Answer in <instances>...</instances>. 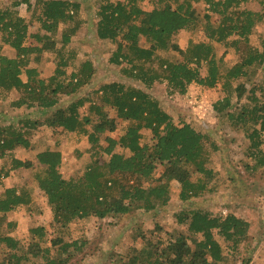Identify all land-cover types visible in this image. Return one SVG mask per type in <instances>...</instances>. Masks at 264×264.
I'll return each mask as SVG.
<instances>
[{
    "label": "trees",
    "instance_id": "1",
    "mask_svg": "<svg viewBox=\"0 0 264 264\" xmlns=\"http://www.w3.org/2000/svg\"><path fill=\"white\" fill-rule=\"evenodd\" d=\"M24 1L32 9L28 22L14 9L21 2L0 8V94L15 91L19 96L12 100L11 107L44 111L47 116L40 125L83 135L93 151L84 172L68 178L60 171L63 157L59 150L46 147L35 153L39 167L35 179L52 212V221L48 227L29 229L32 242L24 250L13 236H0V243L7 249L0 264H65L83 250V229L89 220H114L132 210L149 212L167 206L172 181L178 183L176 195L184 203L209 192L215 175L210 152L218 146L190 124L175 123L149 92L119 82L101 85L98 102L85 97L59 107L63 97L74 96L94 75L92 63L83 60L76 64L75 50L67 48L81 24L76 20L80 3L36 0L31 6ZM143 2L97 0L96 37L116 45L109 62L125 64L124 72L146 89L164 84L168 94H185L193 83L207 88L221 84L224 96L213 104L216 115L232 129L243 132L249 156L259 166L264 165V36L259 39V47L250 44L255 26L264 21V0H149L153 5L150 10H144ZM198 2L206 6L202 20L196 15L194 4ZM251 2H257L260 9L247 8ZM198 22L206 41L190 42L182 60L160 55L181 52L174 36L196 29ZM34 23L38 28L31 32ZM141 38L146 45L139 43ZM213 43L232 49L238 55L237 63L225 65ZM2 45L11 50L10 55L1 53ZM44 53L54 56L55 65L48 78H42L30 65L31 61L40 62ZM85 101L91 104L89 113L82 116L80 108ZM107 108L115 112L114 117ZM117 119L122 123L118 138L107 136L118 128ZM36 126L28 119L0 125V159L17 147H31L27 133ZM143 132L150 137L145 139ZM33 165L30 160L11 158V169ZM159 166L163 169L155 178ZM8 174L6 171L3 176ZM113 188L116 195L110 193ZM30 203V191L5 187L0 194V217ZM74 221L79 226L72 231ZM177 222L187 226L188 235L170 233L160 246L145 238L142 245L129 247L127 259L121 257L120 261L220 264L224 255L215 234L234 250L247 238L250 228L248 221L233 213L215 216L202 209H183L177 213Z\"/></svg>",
    "mask_w": 264,
    "mask_h": 264
},
{
    "label": "rangeland",
    "instance_id": "2",
    "mask_svg": "<svg viewBox=\"0 0 264 264\" xmlns=\"http://www.w3.org/2000/svg\"><path fill=\"white\" fill-rule=\"evenodd\" d=\"M16 1L21 2V5L14 8L19 15L27 22L32 20V9L27 7L24 0H0V8L12 7ZM27 1L31 6L36 2V0ZM72 1L80 3L76 20H80L81 24L67 48L75 50L76 64L83 60H89L93 65L94 75L90 82L74 96L63 97L59 107H66L72 100L77 101L85 97H89L93 102H98L101 96V85L110 82L123 83L149 92L160 101L161 106L173 117L175 123L190 124L197 131L206 134L208 139L215 142L218 147L217 150L210 152L215 175L209 184L211 189L209 192L203 194L202 197L184 203L176 195L179 188L178 183L172 181L171 200L167 206L158 207L149 212L132 210L114 220L91 219L83 229L82 236L86 240L83 250L77 252L68 261L66 260L65 264H123L120 260L121 257L127 259L128 248L142 245L145 243V238L149 239L154 246H160V241L165 240L164 238L168 239L170 233L179 232L188 235L187 226L177 222V213L188 208L206 210L215 216L233 213L249 222L247 238L234 250L215 234L224 255V261L220 264H264V165L259 166L256 160L249 156L248 141L243 132L232 129L227 121L225 122L223 118L216 115L213 104L224 96L221 84L214 88H207L193 83L188 86L185 94H168L164 84H156L152 88L146 89L139 81L124 72L125 64L122 67L109 62L116 45L96 37L97 0ZM142 6L144 10H150L153 7L149 0H144ZM194 6L197 17L202 20L205 4L198 2ZM246 6L252 10L260 9L257 2H251ZM197 24L196 29L181 31L174 36L173 41L181 52L160 53V55L164 58L182 60V52L190 42L206 41L200 31L201 22ZM33 26L30 29L31 32L38 28L36 23ZM263 36L264 21L255 26L250 37V44L259 47V39ZM29 42L34 43L33 40ZM139 43L146 45L144 38H141ZM213 46L217 56L222 57L225 65L233 66L237 63L238 55L232 49L226 50L223 45L217 43H213ZM1 53L10 55L11 50L2 45ZM42 56L40 62L31 61L30 65L38 69L42 78H48L55 65L52 61L54 56L48 53H44ZM246 85L249 86V84ZM18 96L15 91L0 94V125L20 124L21 120L28 119L35 121L37 126L36 129L28 132L29 134L27 133L28 139L32 143L31 147H17L10 151L5 158L0 159V194L5 187H16L19 190L24 188L31 192L32 203L28 207H21L16 211L9 212L4 218L0 217V236H13L24 250L32 242L29 229L39 225L48 227L52 221V212L35 179V174L39 170L35 153L46 147L59 150L63 157L60 171L65 178H68L81 175L84 172L91 162L90 152L93 149L88 146L87 139L83 135L60 132V129L54 131L46 125H40L39 123H42L47 116L44 111L11 107L12 100L17 99ZM244 100L243 98L242 102ZM234 102H236L235 98ZM90 104L87 101L82 104L80 108L82 116L89 113ZM107 111L110 116H115L114 111L108 108ZM117 123L118 128L107 133V136L118 138L122 127L120 119H117ZM144 135L145 139L150 137L148 132H145ZM101 145L105 146L106 143L102 140ZM262 148L264 150V146ZM119 150V148L115 149L117 152ZM12 157L33 161L34 165L28 169H11ZM162 169V166L158 167L154 175L155 178L159 177ZM6 171H9V174L5 177L3 173ZM110 193L116 195L117 190L113 188ZM77 222L71 223L72 231L79 226ZM196 237L200 236L196 235ZM188 242L190 243V241ZM5 250L7 249L4 244L0 243V258L6 254ZM22 263L31 264L30 261H22Z\"/></svg>",
    "mask_w": 264,
    "mask_h": 264
}]
</instances>
